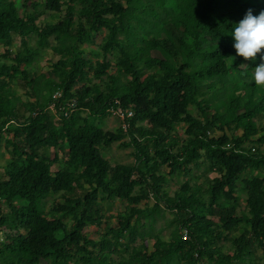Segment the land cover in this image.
Masks as SVG:
<instances>
[{"label": "trees", "instance_id": "1", "mask_svg": "<svg viewBox=\"0 0 264 264\" xmlns=\"http://www.w3.org/2000/svg\"><path fill=\"white\" fill-rule=\"evenodd\" d=\"M248 10L264 12V0H0V44H23L11 61L9 49L0 52V134L10 153L0 264H264V86L252 79L264 61L237 56L230 35ZM48 11L53 22L38 25ZM103 29L99 52H87ZM51 37L57 78L42 83L29 66ZM17 77L32 101L17 103ZM112 109L132 112L126 129L99 127ZM115 142L133 147L134 163L110 165L103 148ZM50 148L51 157L39 153ZM200 160L215 173L207 186L184 180L165 196L160 168L189 175ZM52 194L63 201L46 211ZM100 195L127 202L115 226L104 223ZM167 208L175 214L167 226H177L163 239L154 224ZM93 226H103L97 239Z\"/></svg>", "mask_w": 264, "mask_h": 264}, {"label": "rangeland", "instance_id": "2", "mask_svg": "<svg viewBox=\"0 0 264 264\" xmlns=\"http://www.w3.org/2000/svg\"><path fill=\"white\" fill-rule=\"evenodd\" d=\"M65 8V6L63 7ZM50 12L48 11L45 15L41 16L37 24L41 25L45 21L53 22V17L49 16ZM56 15H60L61 17L63 16V12H60ZM107 32L106 29L102 30L101 35L96 39L95 43H85L84 47L87 49V52L90 50H95L99 52L97 48V43L100 41L101 37L104 36V34ZM27 42L30 45L36 46V34H30L27 36ZM54 40L53 37L49 39V44L46 46L39 47L38 53L34 57V61L32 64L29 66V71L30 74L32 75L34 79H37V77H42L44 83V79H56L57 76L55 74L54 70V63L58 60L59 54L54 52L52 45H54ZM23 44L21 43V39L19 37H13L11 40L5 41L4 43L0 44V52H3L5 49H9L11 51V55L7 58H3L6 61H11V59L14 56V52L17 50V48H22ZM90 57L92 60H96L99 58V56L95 54H91ZM108 58H112V55H109ZM110 73L114 72L113 68H110L108 70ZM41 79V80H42ZM248 79H251L248 77ZM98 81V79L96 80ZM12 90L14 97L16 100L18 99L17 102L18 104H21L22 102H27V101H32L33 98L30 96V93L32 91L31 86L26 82L25 79H22L20 77H17L13 82H12ZM190 110L193 114L197 116H201V112L198 111L194 106H190ZM211 112H214V109L211 110ZM122 124V117L120 113L118 112H113L110 113L108 116H106L104 119L99 120L98 125L99 127L106 129V130H114L118 126ZM186 125L180 124L176 125V131L174 135L177 137L179 140V143L183 142V139L186 137L184 129ZM241 133V130H237L236 134ZM215 135V134H212ZM5 134H0V180L4 178L5 175V165L7 162V159L10 157L9 149L6 146L5 143ZM179 144V145H180ZM133 147H122L119 146L118 142L112 143L111 145L104 147L103 148V155L104 157L109 161L110 165L114 166L117 163H134L136 158L132 154ZM39 153L42 155H47L49 157L54 155V149H44V150H39ZM61 156L63 154L61 153ZM65 156H63L64 158ZM209 164L208 161L206 160H200L198 166L191 165L193 167V172L192 174L186 175L182 171L180 173H177L173 176H167V171L168 167L162 166L160 168V171L163 172L166 175V182L163 185V190H164V195L165 196H170L172 197L175 193V191L180 187V184L184 180H189L190 184H193L195 182L197 183H203V186H207L208 180H210L212 177L215 176V173L209 172L207 170V165ZM57 165L52 166V170H56ZM254 172V171H252ZM240 187L237 189V193L239 196L238 200V214H241L243 210H245V199H246V194L244 190L241 187V183L239 184ZM80 191H78L79 193ZM70 195L71 194H67ZM100 209L103 215L105 216L104 223H108L111 226H115L117 223V215L122 214L125 210V207L127 205V202L123 199L119 198H113V199H105L104 196L100 195ZM63 198L60 197L59 195H50L46 198L45 200V210L48 211L53 203L55 202H62ZM153 199L150 197V200L148 203H153ZM146 201H143L142 203H145ZM142 205V204H141ZM175 214L171 209H166L163 212V215H160V217L157 218L155 224H154V229L157 231L159 228L164 227L163 231L160 233V236L163 239H168L170 237L171 231L176 228V224L173 223L170 226H167L171 220L174 218ZM213 219L217 220V216H213ZM105 224H103L104 226ZM102 227H91V230L88 232V236L91 239H97L99 237V233L102 232L103 230ZM2 231H4L3 227H0ZM238 233H234L231 236H236ZM140 240L138 239L136 244H138ZM148 245H152L153 243V238L148 237L147 238ZM220 244H224L226 246V250L230 251L232 248V244L229 240L225 241H220Z\"/></svg>", "mask_w": 264, "mask_h": 264}, {"label": "clouds", "instance_id": "3", "mask_svg": "<svg viewBox=\"0 0 264 264\" xmlns=\"http://www.w3.org/2000/svg\"><path fill=\"white\" fill-rule=\"evenodd\" d=\"M230 35L237 56L245 60H255L257 54H261L260 59L264 61V53H261L264 49V12L254 16L252 11L248 10L244 17L235 23ZM252 79L256 85L264 86V62L255 67Z\"/></svg>", "mask_w": 264, "mask_h": 264}, {"label": "built area", "instance_id": "4", "mask_svg": "<svg viewBox=\"0 0 264 264\" xmlns=\"http://www.w3.org/2000/svg\"><path fill=\"white\" fill-rule=\"evenodd\" d=\"M60 91L59 90H56V91H54L53 92V98L55 99V101L50 105V108L51 109H53L54 108V106H55V102H56V100L59 98V96H60ZM113 112H118V113H120V115H121V117H122V127L124 128V129H126L127 127H128V123H127V118L128 117H130L131 115H132V112L131 111H128L127 113L125 112V111H122V110H120V109H117V110H114V109H112L111 110V113H113ZM69 114V110L67 111H65V115H68ZM1 241H4V231H2L1 230V228H0V242Z\"/></svg>", "mask_w": 264, "mask_h": 264}]
</instances>
